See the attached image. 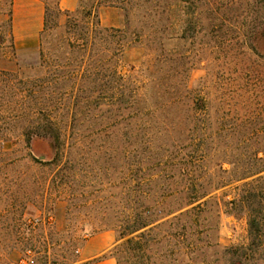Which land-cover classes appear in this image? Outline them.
Segmentation results:
<instances>
[{"label": "rangeland", "instance_id": "374dc122", "mask_svg": "<svg viewBox=\"0 0 264 264\" xmlns=\"http://www.w3.org/2000/svg\"><path fill=\"white\" fill-rule=\"evenodd\" d=\"M84 1L90 7L97 0ZM132 1L143 8L127 15L103 7L98 15L102 27L125 31L126 48L118 71L143 87V106L153 110L147 130L154 145L164 153L197 138L194 144H200L198 151L206 157L199 177L208 181L224 177L228 182L205 200L198 249L191 250L193 234L186 242L150 244L137 258L128 249L129 238L148 231L123 237L136 215L153 203V193L151 200H145L150 191L141 183L154 175V160H144L142 149L134 144L141 131L126 134L119 127L103 129L102 120L93 123L95 117L116 114L118 104L112 107L114 113L105 104L57 109L58 117L89 122L74 129L70 160L62 170L32 159L44 161L41 154L47 146L26 145L22 134L31 117H40L39 100L23 105L22 95L57 71L55 65L49 71L41 66L40 52L44 48L52 60L66 56L69 18L54 15L44 39L42 31L28 44H17L10 17L13 0H0V264H80L85 241L103 232L115 235L109 254L117 264L119 258L123 264H264V237L252 246L245 209L239 203L228 204L238 202L244 183L257 178L238 182L233 180V169L252 164L254 152L264 157V36L254 41L255 51L247 38L256 21L264 23V0L261 4V0ZM57 2L45 0L52 9ZM258 4L262 11L257 15L253 10ZM148 7L159 12L149 16ZM165 8L168 15L161 13ZM77 10L71 13L78 15ZM185 12L196 13L189 16L191 23H184ZM77 19L86 21L81 15ZM78 88H74L78 97H92L77 93ZM111 91L107 94L119 103L123 97L118 86ZM197 100L206 110L195 113ZM17 113L20 119L12 121ZM262 185L248 189L257 195L256 187ZM251 203L256 204L254 198ZM167 232L165 227L161 235ZM236 249H249V259L233 258Z\"/></svg>", "mask_w": 264, "mask_h": 264}, {"label": "trees", "instance_id": "16d2710c", "mask_svg": "<svg viewBox=\"0 0 264 264\" xmlns=\"http://www.w3.org/2000/svg\"><path fill=\"white\" fill-rule=\"evenodd\" d=\"M259 3L261 4L262 0ZM260 4L254 8V14L258 15L262 11ZM103 7L121 9L127 15L133 9L143 8L139 4L134 5L132 0H97L90 7L84 0H80L76 14L81 15L86 21H79L78 15L62 11L59 1L53 9L46 7L43 39L50 29V17L55 15L60 19L63 15H67L69 18L65 27L66 33L69 35L66 56L52 60L49 57L50 53L47 54L44 48L41 49V66L49 71L55 65L57 71L52 77L40 79L38 84L32 85V89L26 91L27 95H22L21 104L23 105L31 103V99L39 100L37 111L40 115L38 118L31 117L29 119V125L22 135L28 148H31L36 142L45 143L47 150L41 154L44 161H39L33 156L32 159L44 167H53L58 170L70 160V140L74 136V129L89 121L76 116L58 117L55 115V111L57 109L74 110L82 105L87 108H99L105 104L110 106L109 112L114 113L112 107L118 104V112L113 114L114 116L109 115L108 118L98 116L93 118V123L96 124L102 120L100 123L104 125L100 124L99 126L103 129L119 127L126 134L130 133L132 129L141 131L138 133L141 139L134 144L139 145L142 149L141 156L145 157L144 160H154L151 164L154 175L141 183L150 191L147 192L145 200H151L150 195L153 193V203L136 215L133 225L126 230V233H123V237L131 236L144 229H148V231L129 238L126 242L128 249L132 252V256L137 258L139 253L149 249L150 244L159 245L164 240L170 244L173 240L186 242L187 236L193 234L190 236L194 238L190 243L193 247L191 250H197L203 235V231L200 230V221L204 212L205 200L214 191L226 186L228 182L224 177L219 181H208L204 177H199L198 173L206 157L200 155V149L198 151L200 144H194L198 140L197 138H191L187 146L177 147L174 151L166 150L164 153L160 152L161 147L157 148L154 145V139L147 130L151 126L147 118L153 110L145 109L143 106L141 100L143 87L138 86L137 82L133 83L134 81L125 79L118 71L120 57L126 48L125 31L102 27L98 11ZM145 10L149 16L154 10L159 12L156 7H148ZM168 12L169 9L166 8L161 11L167 15ZM12 15L11 11V20ZM185 16L188 19L184 23H191V19H189L191 14L185 12ZM195 16L196 13H192L191 17ZM258 35L264 36V23L256 21L247 35L253 51H255L254 41ZM56 85L60 86V91ZM77 85L79 86L78 91H80L77 93L92 94V97L87 99L78 97L76 92L74 93V88ZM116 85L123 97L119 103L114 102L113 96L107 94L108 91L112 93L111 90L115 89ZM50 86H54L52 90L49 89ZM55 88L56 90H54ZM205 108L206 105L203 104V101L197 100L194 111L198 113L206 110ZM20 117L17 113L12 117V121H16ZM105 122H107L106 125ZM186 149L187 153L184 154ZM259 154L260 151L254 152L252 164L233 169V180L238 182L253 177L257 178L251 183H244V195L238 202L236 200L228 202L231 206H236L239 203L245 209L249 219L252 246L260 243L264 237V175L260 176L264 173V157H260ZM260 183L263 185L256 187L257 195L256 191L248 189V187L254 184L260 185ZM251 198L255 200V207L251 203ZM165 227L168 228V232L166 235H161ZM240 250H234L232 257L247 261L250 257L249 249H242V252ZM250 252L251 255L254 253L252 249ZM119 264H123L121 258H119Z\"/></svg>", "mask_w": 264, "mask_h": 264}, {"label": "crops", "instance_id": "0c3cea01", "mask_svg": "<svg viewBox=\"0 0 264 264\" xmlns=\"http://www.w3.org/2000/svg\"><path fill=\"white\" fill-rule=\"evenodd\" d=\"M62 11L73 12L80 0H58ZM45 0H13V36L17 44H28L39 37L45 25ZM20 45V46H21ZM115 235L103 232L85 241L80 264H117L109 251L115 245Z\"/></svg>", "mask_w": 264, "mask_h": 264}]
</instances>
